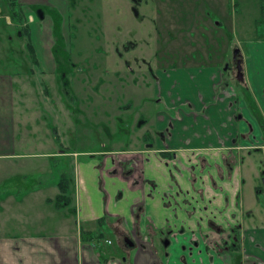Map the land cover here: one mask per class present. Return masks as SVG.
Listing matches in <instances>:
<instances>
[{
    "label": "crops",
    "instance_id": "obj_1",
    "mask_svg": "<svg viewBox=\"0 0 264 264\" xmlns=\"http://www.w3.org/2000/svg\"><path fill=\"white\" fill-rule=\"evenodd\" d=\"M16 1L24 13L23 25L28 26V36L34 35L40 26L30 9H24L31 0ZM55 1L69 13L70 0ZM217 2L220 15L229 16L228 6ZM97 11L101 10L97 8ZM194 12L204 15L207 29L213 28L211 34L219 30L221 24L210 26L211 21H206L203 8ZM37 15L41 20L47 18L42 7ZM0 18L6 19V26L0 25V42L6 38L13 40L15 24L7 14ZM186 27L177 28L178 33L183 35ZM206 31L199 30V33L207 36ZM113 32L114 29L109 38ZM178 33L174 32L173 36ZM28 36L17 38L24 39L19 49L23 48L26 56H29ZM42 36L47 42H57L47 31H42ZM224 36L222 33L223 44L229 43ZM215 39L211 37L213 45ZM109 44L114 46L113 41ZM115 44L118 48L119 41ZM31 45L36 60L42 62L43 68L38 75H55V57L51 49L35 41ZM263 52H253L255 58L249 63L241 54L243 81L239 88L245 90L242 98L221 73L219 61L158 68L154 80H150L162 108L155 112L154 122L141 137L143 144L149 138L152 143L142 149L92 151L86 158L76 160L72 170L73 207L58 208L53 203L54 198L47 197V207L35 217H16L13 223L12 219L11 238L3 242L0 239V264H264V225L257 226L251 221L254 208L252 202H245L241 193L243 164L237 150L241 146H264L252 140V135H258L255 120L260 119L251 110L249 96L252 93L255 98L260 89L257 82H264ZM29 63L24 60L21 68L26 73L32 68ZM249 67L258 68L259 75L251 77ZM20 72L12 76L0 75V156L12 155L2 149L13 145V133L23 138L17 129L22 121H27L21 109L26 108L25 114L30 115L38 110L32 95L33 100L27 103L19 96L23 107L17 111L13 82ZM47 87L45 94L49 96ZM57 110L54 107V111ZM40 119L42 115L39 114L36 120ZM32 129L31 125L25 128L28 133ZM50 130L57 135L56 128ZM26 138L27 134L23 139ZM50 143L54 145L53 140ZM126 164L132 170L129 175L123 172L122 166ZM44 167L51 169L49 162ZM57 193L58 189L54 197ZM139 205L141 210L136 216L135 209ZM10 207L12 218L22 210L16 202ZM25 208L31 207L27 204ZM4 227L1 222L0 234ZM132 227L136 229L135 244L125 248V237H133ZM233 227L240 228L241 261H237L227 247ZM108 231L115 233L116 247L112 246ZM95 234L98 240L93 237ZM164 240L169 241L168 246L160 248Z\"/></svg>",
    "mask_w": 264,
    "mask_h": 264
},
{
    "label": "rangeland",
    "instance_id": "obj_2",
    "mask_svg": "<svg viewBox=\"0 0 264 264\" xmlns=\"http://www.w3.org/2000/svg\"><path fill=\"white\" fill-rule=\"evenodd\" d=\"M217 1L228 6L229 16L220 15L217 11L220 3ZM217 1L139 0L141 4L136 18L131 10L132 0H70L69 13L62 10L55 0L27 2L24 9H30L40 26L34 35L29 36L30 41L51 49L56 73L39 76L42 62H32L23 48L19 49L20 41L24 39L17 40L14 32L13 40L6 38L0 42V75L12 76L21 70L13 82L17 111L23 107L19 96L27 103L33 100L34 95L33 104L38 109L37 113L31 115L25 114L26 108L21 109L27 121L19 122L21 126H17V129H20L21 137L25 138L27 134V138H17V133H13V145L2 149L12 155L0 156V208H4L0 211V223L5 226L0 234L1 242L12 236V219L13 223L16 217H35L47 207L45 199L54 198L56 182L62 173L68 178L72 189V170L76 160L86 158L92 151L142 149L152 143L149 138L143 144L141 137L154 122L155 112L162 108V103L155 97L153 82L142 70L148 72L147 67L154 71L156 68L201 64L204 61H219L222 64L230 58L234 43L248 63L255 58L253 52H263L264 46H260V43H264V14H261L259 7L264 1ZM234 2L236 12H233ZM41 7L47 16L45 20L37 15ZM97 8L101 11H97ZM201 8L206 13V21H211L210 26L221 22L217 32L211 34L213 28L207 29L204 15L194 12L201 11ZM188 10L191 14H187ZM257 20L259 23L255 24ZM186 24H190L189 27ZM179 27H186L187 31L180 35ZM113 29L112 38H109ZM199 30H207V36H203L208 42L203 43L204 38ZM42 31H47L50 36L52 34L51 39L56 38L57 42L45 41ZM173 31L178 33L174 37ZM222 33L229 43L223 44ZM212 36L216 37L214 45ZM140 37L143 40L139 41ZM112 41L114 46L109 44ZM116 41H119L118 48ZM129 41L132 46L128 44ZM24 60L32 65L28 73L21 69ZM248 72L251 77L259 75L258 68L249 67ZM226 75V80L236 87V95L242 98L245 90L239 88V83L234 81L229 71ZM257 83L260 89H257L256 97L253 98L252 93L249 96L251 110L261 121L255 120L258 135H252V140L264 144V82ZM46 85L49 96L45 94ZM54 107L58 109L56 112ZM39 114L42 115L40 121L36 120ZM30 125L33 129L28 133L25 128L28 129ZM247 126L249 128V123ZM53 127L57 135L56 131L52 133L50 130ZM51 140L54 145L50 143ZM261 147L237 148L243 164L241 193L246 203L252 202L254 213L251 221L257 226L264 225V146ZM60 154L64 157H59ZM48 162L51 169L44 167ZM12 202L22 209L17 216L14 211L13 218L10 215ZM27 204L31 208H25ZM68 207H73V201ZM132 230L133 237H128L134 241L136 229L132 227ZM108 235L112 246L116 247L115 233L108 231Z\"/></svg>",
    "mask_w": 264,
    "mask_h": 264
},
{
    "label": "trees",
    "instance_id": "obj_3",
    "mask_svg": "<svg viewBox=\"0 0 264 264\" xmlns=\"http://www.w3.org/2000/svg\"><path fill=\"white\" fill-rule=\"evenodd\" d=\"M264 1V0H262ZM233 6H235V2L233 3ZM235 8V7H234ZM235 10V9H234ZM259 10L261 14H264V2L261 3ZM236 12V11H235ZM7 14L11 20L12 23L15 24V31L14 34L16 38H23V36L26 34L29 35V29L26 24L23 25V22L25 20L24 13L22 11L21 5L16 0H0V15ZM6 19L0 18V25L6 26ZM259 23V21H258ZM18 32H20V35H18ZM29 37V36H28ZM27 37V50L29 57L32 62L35 63L36 56L34 54L30 39ZM123 172L125 175L131 174V169H126L123 167ZM56 187L58 189L57 195L53 199V203L56 207H64L69 206V204L73 201L74 198L72 195H74V179L72 183V189L69 186L68 178L64 173H62L59 176V179L56 183ZM260 192V189L258 190ZM72 196V197H71ZM141 205L137 206L135 209V215L137 216L140 213ZM101 223V222H99ZM240 229L238 227H233L231 229V233L229 235L230 241L227 243V247L232 251L234 258L237 259V261H241V240H240ZM96 240H98L99 236H95ZM124 246H127L125 243ZM245 260V259H244Z\"/></svg>",
    "mask_w": 264,
    "mask_h": 264
},
{
    "label": "flooded vegetation",
    "instance_id": "obj_4",
    "mask_svg": "<svg viewBox=\"0 0 264 264\" xmlns=\"http://www.w3.org/2000/svg\"><path fill=\"white\" fill-rule=\"evenodd\" d=\"M133 1V7L131 8V10H132V13L135 15L134 17L136 18V16H138V6L141 4L140 2H139V0H132ZM235 7V6H234ZM233 7V12H235V8ZM235 15H236V13H235ZM264 19V18H263ZM257 22H258V20L255 22V24H257ZM215 24H221V22H216ZM132 32H134V31H132ZM131 32V33H132ZM174 37V36H173ZM202 38H204V41H203V43H205V41H207L208 42V40L202 35ZM154 39H155V37H154ZM173 39V38H172ZM157 40V39H156ZM218 41H219V39H218ZM202 43V44H203ZM128 44H130V46H132V44H131V42L129 41L128 42ZM213 45V44H212ZM232 53H231V56H230V58L228 59V60H226V61H223V63L221 64V73L223 74V75H226L227 74V72L229 71V74L231 75V77L234 79V81L235 82H237V83H240L238 80H237V76H238V70H237V68H238V66L240 67V71H241V73H242V76H243V72H242V59H241V51H240V49H239V47L237 46V44H232ZM124 50H126L127 48L125 47H122ZM140 60V59H139ZM238 61L240 62V65L238 64ZM144 63V62H143ZM126 65H129V63H126ZM140 67V66H139ZM144 67H146L145 66V64H144ZM158 68H156L154 71H152V70H150V69H148V67H147V71L148 72H146V69H144V70H142V72H145V74L147 75V77L150 79H153L154 80V72L157 70ZM227 76V75H226ZM243 81V80H242ZM241 81V82H242ZM151 82H152V80H151ZM123 167H125L126 169H128V168H130V165L128 164H126V165H123L122 166V168ZM124 169V168H123ZM262 181H263V183H264V178L262 179ZM240 229V228H239ZM125 239H127V240H129L130 242H132V244L134 245L135 244V242L133 241V240H131L129 237H125ZM125 239H124V241H125ZM240 240H241V237H240ZM167 240H164L163 242H162V245H163V247H167L168 246V244L167 245H164V243L166 242ZM230 241V238L228 237V241H227V243ZM134 242V243H133ZM125 244L127 245V246H129L126 242H125ZM133 245L132 246H129V247H133ZM241 255H242V252H241ZM242 257V256H241Z\"/></svg>",
    "mask_w": 264,
    "mask_h": 264
},
{
    "label": "water",
    "instance_id": "obj_5",
    "mask_svg": "<svg viewBox=\"0 0 264 264\" xmlns=\"http://www.w3.org/2000/svg\"><path fill=\"white\" fill-rule=\"evenodd\" d=\"M238 64L240 65V62L238 61ZM237 70H238V76H237V80L239 81V82H241L242 80H243V76H242V73H241V71H240V67L238 66V68H237ZM125 242L129 245V246H132L133 244H132V242H130L129 240H127V239H125ZM168 240L164 243V245H167L168 244Z\"/></svg>",
    "mask_w": 264,
    "mask_h": 264
}]
</instances>
